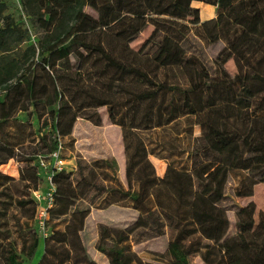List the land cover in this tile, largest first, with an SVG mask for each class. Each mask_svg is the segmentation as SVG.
Instances as JSON below:
<instances>
[{"label": "trees", "instance_id": "1", "mask_svg": "<svg viewBox=\"0 0 264 264\" xmlns=\"http://www.w3.org/2000/svg\"><path fill=\"white\" fill-rule=\"evenodd\" d=\"M192 1L20 0L38 35L23 49L18 48L29 39L28 29L6 14V4L0 1V92L5 93L0 99V166L16 158L18 147L34 141L30 131L25 134L24 122L9 115L17 103L19 111L35 114L49 127L37 142L45 153L18 159L26 166L19 170L17 179L0 170V264H96L80 247L79 233L89 208H72L58 201L82 199L86 188L96 186L94 170L84 175L80 166L74 184L72 169H54V203L48 210L45 236L35 225L38 203L33 191L44 179L40 158L50 162L49 170L53 152L59 151L66 159L58 139L64 117L71 110L80 113L98 106H106L109 119L121 127L126 154L124 197L156 224V235L163 233V227L172 232L166 251L159 255L161 262L191 264L189 257L198 253L202 263L196 264H264V212L256 220L252 200L240 206L236 232L230 235V220L220 205L232 170L247 171L236 196H250L253 186L264 182V74L231 75L221 66L211 72L198 56L186 55L181 43L184 35L176 29L187 28L178 21L189 16L191 24H199L200 36L219 34L224 40L217 62L234 56L248 65L264 46L263 13L258 0H197L217 5L215 17L200 21L199 9L191 5ZM116 11L122 15L113 20ZM152 14L169 16L173 27L159 37L155 27L137 50L131 49L130 60H125L119 46L128 50ZM86 56L90 61L80 70L78 63ZM174 65L187 71L185 84H171L151 74L153 67ZM46 74H51V90ZM114 74L133 78L141 88L117 84L121 96L116 99L122 100L117 104L107 90H95L86 80L93 75L101 81L105 75L111 76L105 83L108 89L114 86ZM21 82L22 100L7 102V93L15 91ZM159 99L166 103L155 110L146 107ZM189 114L201 129L200 145L190 154L191 165L176 168L168 164L158 176L138 131L162 127ZM12 126L18 131L10 132ZM110 203L113 201H107ZM13 206L15 212L9 213L13 224H7L3 218ZM55 219L64 221V228L51 230L49 222ZM107 238L114 242L106 252L109 264H156L143 261L131 250L129 232L124 228L102 226L100 239ZM40 242V258L31 263Z\"/></svg>", "mask_w": 264, "mask_h": 264}, {"label": "rangeland", "instance_id": "2", "mask_svg": "<svg viewBox=\"0 0 264 264\" xmlns=\"http://www.w3.org/2000/svg\"><path fill=\"white\" fill-rule=\"evenodd\" d=\"M6 4L5 13L11 15L15 22L22 28H27L29 39L25 40L19 45L18 49H23L29 43L35 42L37 39L36 28L22 10L20 0H0ZM211 5V4H209ZM258 5L262 10L264 17V0H258ZM214 8L213 17L216 16L217 5H211ZM205 5L201 4L199 9V20L202 21L207 17ZM87 11L95 16L96 13L90 8ZM122 15V12L116 11L112 15V19L116 20ZM212 17V18H213ZM150 21L146 27L139 32L137 37L130 42L129 49L124 50L120 45V52L123 54L125 60H130L132 51L137 50L141 44L149 37L152 30L157 27L158 34L161 36L166 28H172L169 23V16L166 15H150ZM190 17L178 21V24H186L187 28L176 29L183 34L182 45L185 48L186 55H196L211 71L215 72L218 66H221L231 75L239 73L242 77H247L249 73L257 71L264 74V46L252 58L248 65H243L241 61L232 56L223 62H217V56L224 46L225 42L219 34H212L210 36H200L199 24H191ZM130 50V51H129ZM90 61V57H84L79 63L80 70L85 69ZM99 65V64H98ZM101 67V66H100ZM191 71L193 67L190 68ZM157 79L167 81L171 84H185L188 79L186 70L178 66L158 67L151 69ZM49 74V73H48ZM46 74L47 82L49 83V90L52 89L51 74ZM78 78V75H75ZM109 77V78H108ZM114 86L106 88V82L111 76L105 75L104 80H96L95 76L86 79L90 82L95 90H107L111 96L115 97V103L119 104L122 100L116 99L120 97L117 84H128L132 88H141L131 77H119L114 74ZM18 84L15 91L7 93L6 101L20 102L23 97L24 86L19 88ZM3 92H0V99L4 97ZM169 97V96H168ZM168 97L166 99H168ZM165 100H155L148 103L146 107H152L155 110L158 106H163ZM19 106V103H17ZM14 107L9 113L10 116L17 118L18 122H24V132H31L34 141L26 146L18 147L16 150V158L9 159L5 164L0 166V170L16 179L19 177V170L26 166V163L20 161L21 157L35 156L36 153L44 154L45 149L42 148L41 143L38 142V137L41 133L48 132L49 127L42 124L41 119H38L35 114L28 115L24 111H19L18 107ZM119 106V105H118ZM100 119V123L96 124V120ZM51 121V120H50ZM27 123V127H26ZM10 132L18 131L16 127H10ZM138 134L144 140L148 151L149 159L154 165L155 173L162 176L166 170L167 165L176 168H189L191 165L190 154L194 148L200 145L199 136L201 135L200 126L195 123L193 114L180 117L168 125L157 127L148 130H139ZM58 139L62 141L64 146L63 155L66 158V164L72 168L71 174L73 183L76 184L78 180L80 166L83 167V174L86 175L89 169L95 172L94 182L96 186L86 188L85 196L82 199L72 198H58L59 202H67L72 208L79 207L81 209L89 208L84 227L79 233L80 247L93 259L96 264H109V258L106 254L108 250L114 247V242L111 238L106 240L100 239V229L102 226H115L117 228H124L129 232L130 247L143 261L154 262L156 264H166L160 261L159 255L164 254L167 249V244L171 238L172 232L170 228L163 227V233L156 235V224H151L147 215L139 209H134L129 198L124 197L127 190V181L125 177V163L126 154L124 152L121 127L111 121L108 116L106 106H98L87 108L80 113L76 111H69L61 122L59 127ZM75 164V167H73ZM247 174V171L234 169L232 170L226 183V197L220 205L226 209L227 217L230 220L229 234L236 232L235 222L237 220V210L240 206H244L252 200L255 203L254 217L257 220L260 212H264V182L257 183L253 186V194L247 197L236 196L235 191L240 186L242 179ZM42 186L46 188L45 179L42 180ZM135 188V184L133 185ZM122 194V195H121ZM6 202V197H2ZM107 201L113 203L107 204ZM105 206L104 208H97ZM15 208H7L8 214L3 219L8 221L7 224H13V219L9 213L15 212ZM4 222V221H3ZM64 221L59 219L51 220L49 228H64ZM205 241H202V243ZM43 249V244L40 242L37 250L31 260L35 263L40 258ZM191 264L202 263L200 255L194 254L189 257ZM25 262L24 264H28ZM64 264H74L73 261L65 262ZM130 264H135L132 262ZM231 264H239L233 262Z\"/></svg>", "mask_w": 264, "mask_h": 264}, {"label": "built area", "instance_id": "3", "mask_svg": "<svg viewBox=\"0 0 264 264\" xmlns=\"http://www.w3.org/2000/svg\"><path fill=\"white\" fill-rule=\"evenodd\" d=\"M53 162L51 164L50 170L48 169L50 166V162L44 158H40L39 165L44 170V179L46 181V188L42 186V183L40 187L33 191V195L37 200V208L35 212V225L38 230V233L41 236H45L48 233V225H47V219L49 217L48 210L50 207H52L54 203V190H55V184L52 180V175L54 169L62 170L67 167L66 159H62L60 157L59 151H55L51 155ZM73 167H75V164H73ZM68 169H72L70 167H67ZM43 188V189H42Z\"/></svg>", "mask_w": 264, "mask_h": 264}, {"label": "crops", "instance_id": "4", "mask_svg": "<svg viewBox=\"0 0 264 264\" xmlns=\"http://www.w3.org/2000/svg\"><path fill=\"white\" fill-rule=\"evenodd\" d=\"M201 4H202V5H205L206 7L208 6V8H206V9H207V10H206L207 17H205L203 20H205V19H209V18H212V17H213V13H214V8H213L211 5L206 4V3H203V2H201V1H197V0H193V1L191 2V5H192L193 7H197L198 9H200ZM42 189H43V188H42Z\"/></svg>", "mask_w": 264, "mask_h": 264}]
</instances>
